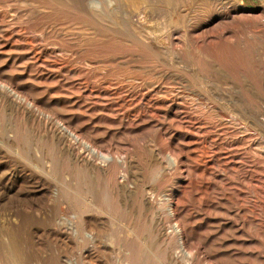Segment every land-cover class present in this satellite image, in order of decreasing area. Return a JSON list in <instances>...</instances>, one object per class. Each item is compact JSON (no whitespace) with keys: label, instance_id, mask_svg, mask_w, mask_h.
<instances>
[{"label":"rangeland","instance_id":"374dc122","mask_svg":"<svg viewBox=\"0 0 264 264\" xmlns=\"http://www.w3.org/2000/svg\"><path fill=\"white\" fill-rule=\"evenodd\" d=\"M186 250L264 264V0H0V264Z\"/></svg>","mask_w":264,"mask_h":264},{"label":"bare ground","instance_id":"6f19581e","mask_svg":"<svg viewBox=\"0 0 264 264\" xmlns=\"http://www.w3.org/2000/svg\"><path fill=\"white\" fill-rule=\"evenodd\" d=\"M135 0H114V2H116L118 5H120V4H122V2H124L126 5H130V4H132L133 2H134ZM160 1V0H159ZM96 3H97V1H96ZM140 11V10H139ZM145 15H146V13H145ZM148 25V24H147ZM149 27H150V25H148ZM158 26V25H157ZM152 30H150V32H151ZM154 31H156V29L154 30ZM163 32V31H162ZM159 34V33H158ZM162 34V33H161ZM159 36H160V34H159ZM162 39V38H161ZM92 151L93 152H95V150H93L92 149ZM205 153V152H204ZM229 153V152H228ZM224 155V154H223ZM225 155H227V152L225 153ZM226 159H227V156H224ZM106 158H108V157H106ZM109 159V158H108ZM107 160V159H106ZM229 162V161H228ZM155 163H157V162H155ZM230 163V162H229ZM228 165V164H227ZM122 187H123V185H122ZM126 187V186H125ZM124 188V187H123ZM120 189H121V186H120ZM127 190V189H126ZM123 191V190H122ZM124 192V191H123ZM141 200H142V202H143V205L144 206H146V207H151V208H153L152 207V205H153V203H152V197L150 196V195H143L142 197H141ZM154 200V199H153ZM171 203V202H170ZM99 205V204H98ZM168 205V204H167ZM165 207H166V205H165ZM101 208V207H100ZM175 208V207H174ZM167 209V207L165 208V210ZM173 209V208H172ZM171 209V206H168V212H169V215H168V212L167 211H165L166 212V215H168V216H173V210ZM176 209H174V211H175ZM150 211V210H149ZM148 212V211H147ZM99 214V213H98ZM101 214V213H100ZM101 215H103V214H101ZM171 216V217H172ZM170 217V218H171ZM94 219V218H93ZM92 219V220H93ZM91 221V220H90ZM94 222H95V220H93ZM99 221V220H98ZM88 222V221H87ZM90 223V222H89ZM96 223V222H95ZM100 223V222H99ZM98 223V224H99ZM162 226V225H161ZM171 229L169 230V228H168V232H173L172 234H174L175 236H177L176 237V240L175 241H180L181 239H180V237H181V233H180V229H179V227L177 226V223H173L171 226ZM162 228V227H161ZM160 229V228H159ZM164 231V230H163ZM163 231H161V232H163ZM170 233V234H171ZM160 234H162V233H160ZM164 234V233H163ZM167 234V233H166ZM171 234V235H172ZM169 235V234H168ZM171 235H169L168 237H171ZM174 235H173V237H174ZM160 236V235H159ZM166 237V236H165ZM168 237H166V238H168ZM175 238V237H174ZM174 238H173V240H174ZM162 239V238H161ZM178 239V240H177ZM174 245V244H173ZM128 264V263H127Z\"/></svg>","mask_w":264,"mask_h":264},{"label":"clouds","instance_id":"9594fccd","mask_svg":"<svg viewBox=\"0 0 264 264\" xmlns=\"http://www.w3.org/2000/svg\"><path fill=\"white\" fill-rule=\"evenodd\" d=\"M168 159H169L168 167H170V168L176 167L177 161H176L175 157L169 155ZM169 201H170V199H169ZM191 257H192V253L186 250L184 253V264H189Z\"/></svg>","mask_w":264,"mask_h":264}]
</instances>
